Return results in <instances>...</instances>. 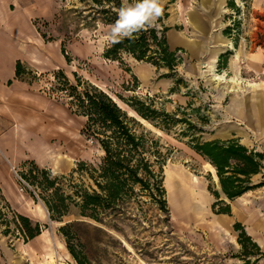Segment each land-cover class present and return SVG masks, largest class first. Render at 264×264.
Here are the masks:
<instances>
[{"label":"rangeland","instance_id":"rangeland-1","mask_svg":"<svg viewBox=\"0 0 264 264\" xmlns=\"http://www.w3.org/2000/svg\"><path fill=\"white\" fill-rule=\"evenodd\" d=\"M115 1L97 5L119 12ZM88 7L81 0H21L6 6L7 15L21 12L22 25L29 28L24 41L35 55L31 62L17 59L24 66L23 80L12 75L0 84L6 89L18 80L28 87L14 95V102L0 93V264H51L52 256L56 264H66L63 252L68 250L59 227L76 211L71 207V214L60 221L49 218L41 199L44 192L18 179L29 164L11 166L6 158L7 132L26 123L31 140L25 150L38 156L39 163H34L52 175L67 176L79 161H99L98 147L80 132L85 118L72 113L66 95L53 89L52 72L58 69L71 82L74 71L102 89L129 116L140 120L125 103L137 98L177 118L164 130L140 120L159 139L165 157L161 176L168 216L146 199L142 212L147 218L134 207L137 220L123 224L126 238L114 234L123 249L106 237L92 243L94 235H89L92 264H264V184L227 199L207 161L189 145L193 136L236 138L264 154V0H163L154 27L167 28L170 50L178 49L180 63L173 72L124 53L120 61L105 58L110 24L103 23L105 15L93 18ZM59 56L63 63L53 67ZM213 72L220 78H213ZM262 163L261 172L251 178L253 184L264 181V159ZM168 169L183 173L191 186L195 183L194 194H189L203 203L199 214L189 218L172 205L164 184ZM82 181L88 183L75 172L73 182ZM62 185L69 190L65 181ZM226 205L229 212H219ZM17 214L39 222L40 235L25 241ZM241 229L250 240L239 236ZM68 259L77 264L70 254Z\"/></svg>","mask_w":264,"mask_h":264},{"label":"trees","instance_id":"trees-1","mask_svg":"<svg viewBox=\"0 0 264 264\" xmlns=\"http://www.w3.org/2000/svg\"><path fill=\"white\" fill-rule=\"evenodd\" d=\"M81 1L89 4L90 12L94 13L93 18L105 15L103 23L112 25L118 18V11L98 7L101 0ZM121 6L120 1L116 0L115 7L119 10ZM235 9L238 10L236 7ZM166 30L167 28L157 29L152 26L134 34L131 40L125 38L121 43H109L103 56L120 61L121 54L124 53L138 61L173 72L180 63V57L177 54L178 49L170 50L166 41ZM64 57L70 62L67 54ZM24 73L23 64L17 60L14 78L23 80ZM52 73L53 89L66 95L72 113L85 118L80 132L98 147L99 161L95 164L79 161L77 167L67 176H56L48 169L39 168L33 160H26L23 163L29 164V168L20 171L19 176L26 185L40 188L44 192L41 199L51 220L60 221L62 217L71 214V207L76 208L74 218L61 225L59 231L64 236L66 248L75 262L92 264L87 251L91 244L89 235H94L92 243L97 244L99 237H106L123 249L122 241L116 239L114 234H121L126 238L123 224L129 220H137L132 212L134 207H138L143 218H147L142 212L146 199L156 204L168 216L161 176L165 157L159 139L143 127L139 119L129 116L102 89L84 80L74 71L73 82L61 69ZM8 82L11 83V80ZM125 103L140 119L162 130L177 121L173 113L158 110L137 98ZM189 145L214 167L220 190L227 199L233 200L255 186L264 184V181L258 184L251 181L263 168L264 154L249 149L238 139L203 140L201 136H193ZM155 164L158 165V170L154 169ZM75 172L85 177L88 183L82 181L80 185L75 184ZM63 181L67 183L68 191L63 189ZM214 194L219 196L217 191ZM219 212L228 213L229 206L226 205ZM17 218L25 241L41 233L42 226L39 222H33L20 214H17ZM234 227L241 228V225L235 223ZM239 236L250 240L243 229ZM239 243L242 246L244 244L242 239ZM253 245L256 246L255 243Z\"/></svg>","mask_w":264,"mask_h":264},{"label":"crops","instance_id":"crops-1","mask_svg":"<svg viewBox=\"0 0 264 264\" xmlns=\"http://www.w3.org/2000/svg\"><path fill=\"white\" fill-rule=\"evenodd\" d=\"M21 0H0V84L12 75H14V61L17 59L25 60L31 62L32 58L35 55V52H32V49L27 44L24 39L27 37L28 29H24L21 22V12H13L12 15H7L6 6L11 3H18ZM19 5V4H17ZM25 42V47L22 49L21 45ZM38 51V50H37ZM45 60H49L46 58ZM43 59L42 62H45ZM58 63L53 64V67L61 65L63 63L62 57H58ZM51 62V61H49ZM0 86V93H3L5 96L8 94V101H15V94L26 92L27 88L21 81L12 82L8 88H2ZM2 90V92H1ZM26 124V123H24ZM22 124L20 127L11 128L7 132L5 139L7 140L4 145V150L7 152L6 158L8 159L11 166L16 165L19 162H24L26 160H33L39 163V157L33 155L32 153L25 150L30 143V133L28 128ZM28 126V125H27ZM3 147V146H2ZM8 148V150H7ZM242 196V195H241ZM239 196L238 198H240ZM40 235V234H39ZM69 252L64 253L63 257L65 258L66 264H73V262L68 259ZM53 263L56 264V256H52ZM67 259V261H66ZM56 260V261H55ZM59 264V263H57Z\"/></svg>","mask_w":264,"mask_h":264},{"label":"clouds","instance_id":"clouds-1","mask_svg":"<svg viewBox=\"0 0 264 264\" xmlns=\"http://www.w3.org/2000/svg\"><path fill=\"white\" fill-rule=\"evenodd\" d=\"M163 0H123L118 18L109 26L107 41L121 43L125 38L133 39L134 34L154 26L162 13Z\"/></svg>","mask_w":264,"mask_h":264},{"label":"bare ground","instance_id":"bare-ground-1","mask_svg":"<svg viewBox=\"0 0 264 264\" xmlns=\"http://www.w3.org/2000/svg\"><path fill=\"white\" fill-rule=\"evenodd\" d=\"M212 77L220 78V75L213 72ZM140 120L144 121L143 119H140ZM207 165L209 166L210 168L209 170L214 176V178L217 179L214 167L208 162H207ZM164 178H165L164 184H166V186L170 190L169 191L170 194L168 195V198L171 200L172 205L177 208V211L182 212L184 214L187 213L189 218H191L193 215L199 214V212L202 209L203 203L200 201L198 202L194 201L193 198H190V194H189V192L194 194L192 187L196 186L194 185L195 183L191 186L190 179L187 176H185L183 173H177L175 170H172V169H168L166 171ZM179 184L180 186L177 188L176 186ZM181 184H184V185H181ZM185 184H187L190 187H187ZM175 187L177 189H175Z\"/></svg>","mask_w":264,"mask_h":264},{"label":"built area","instance_id":"built-area-1","mask_svg":"<svg viewBox=\"0 0 264 264\" xmlns=\"http://www.w3.org/2000/svg\"><path fill=\"white\" fill-rule=\"evenodd\" d=\"M18 179H19V181H20V184H26L22 179H21V177L18 175ZM20 190H23V188L22 187H20Z\"/></svg>","mask_w":264,"mask_h":264},{"label":"water","instance_id":"water-1","mask_svg":"<svg viewBox=\"0 0 264 264\" xmlns=\"http://www.w3.org/2000/svg\"><path fill=\"white\" fill-rule=\"evenodd\" d=\"M114 100V99H113Z\"/></svg>","mask_w":264,"mask_h":264}]
</instances>
